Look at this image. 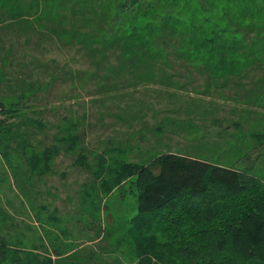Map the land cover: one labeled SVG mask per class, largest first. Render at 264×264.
Masks as SVG:
<instances>
[{
  "label": "rangeland",
  "instance_id": "374dc122",
  "mask_svg": "<svg viewBox=\"0 0 264 264\" xmlns=\"http://www.w3.org/2000/svg\"><path fill=\"white\" fill-rule=\"evenodd\" d=\"M86 1L14 0L17 18L0 3V118L12 125L0 134V264H140L144 255L164 263L153 246L174 238L172 229L135 237L139 224L144 232L150 224L138 218L134 176L106 192L109 171L100 170L114 158L147 163L172 151L237 167L252 160L264 182V141L249 136L264 131V101L255 102L261 89L249 95L251 86L228 85L203 94L195 88L205 86V75L184 58L165 66L135 56L130 68L108 70L118 54L138 48L116 46L103 57L101 45L81 41L119 13L115 0ZM86 16L95 24H84ZM247 71L242 82L263 73ZM2 104L18 112L3 113ZM151 217L157 223L159 215Z\"/></svg>",
  "mask_w": 264,
  "mask_h": 264
},
{
  "label": "trees",
  "instance_id": "16d2710c",
  "mask_svg": "<svg viewBox=\"0 0 264 264\" xmlns=\"http://www.w3.org/2000/svg\"><path fill=\"white\" fill-rule=\"evenodd\" d=\"M81 1L89 6L86 0ZM115 1L119 13L110 25L101 21L96 23L103 27L95 24V17L82 18L84 24L92 22L97 28L93 29L94 35L84 36L81 41L101 45L103 57H109L107 52L116 46L127 53L138 48L132 55L118 54L120 63L106 66L108 70L128 69L136 57L158 59L165 66H172L173 58H184L206 77L205 86L195 88L196 91L212 94L228 85L251 86L248 94L261 89L262 97L255 96V102L264 101V0ZM13 2L0 0L2 6L7 5V16L17 18L20 13L13 10ZM113 2L109 0L110 4ZM75 26L71 31L76 34ZM151 34L159 40L151 39ZM91 54L95 56L96 50ZM5 55L8 58V51ZM249 69L263 73L252 76L251 83L242 82ZM163 75L174 86L185 87L176 79V73L164 71ZM2 105L3 113L12 116L18 112L11 105ZM4 121L7 119L0 118V134L12 130V125L5 127ZM246 134L243 132L242 136ZM249 136L260 139L258 144L264 141V131H251ZM69 137L75 143L78 136ZM2 138L0 135V144ZM252 164L251 160L250 166L237 167L169 151L147 163L114 158L111 166L106 164L100 173L109 171L106 192L134 176L133 186L140 194L138 218L146 220L147 226L150 224L149 232H144L146 227L139 224L135 237L147 240L149 235L156 238L160 230L172 229L174 238L159 240L153 246L154 255L164 263L144 255L140 264H264V182L252 173ZM184 197L187 202L174 210L173 204ZM151 215H159L157 223L151 222ZM139 244L146 250L145 243ZM0 258L2 261L5 257ZM21 264L36 263L27 260Z\"/></svg>",
  "mask_w": 264,
  "mask_h": 264
},
{
  "label": "built area",
  "instance_id": "2783aa9c",
  "mask_svg": "<svg viewBox=\"0 0 264 264\" xmlns=\"http://www.w3.org/2000/svg\"><path fill=\"white\" fill-rule=\"evenodd\" d=\"M0 112H1V108H0Z\"/></svg>",
  "mask_w": 264,
  "mask_h": 264
}]
</instances>
